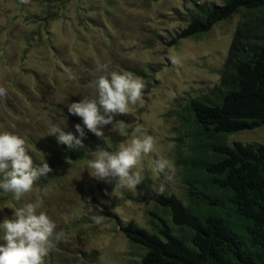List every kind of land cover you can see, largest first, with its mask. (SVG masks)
<instances>
[{"label":"rangeland","instance_id":"obj_1","mask_svg":"<svg viewBox=\"0 0 264 264\" xmlns=\"http://www.w3.org/2000/svg\"><path fill=\"white\" fill-rule=\"evenodd\" d=\"M221 0H0V130L26 141L39 158L51 155L45 143L51 124L67 130L75 125L64 119L69 103L94 98L90 82L113 71L129 73L146 84L141 99L122 115V142L145 132L154 137V148L136 166L142 181L134 189L115 186V181L90 176L87 160L49 183L34 184L20 201L0 193V222L11 218L12 204L41 201V209L56 223L44 264H132L134 251L115 227L114 218L148 229L156 213L149 202H134L142 184L169 191L185 201L181 180L184 165L178 152L177 102L217 86L221 69L237 33H253L257 20L246 11L215 24L199 37L166 41L185 26L184 13L193 4L219 5ZM248 18L253 22L247 24ZM256 22V23H255ZM134 66L142 76L131 72ZM66 131V130H65ZM120 133L108 125L104 133ZM229 143L264 145V126L231 135ZM177 147H180L178 149ZM42 156V155H41ZM165 159L169 168L155 167ZM183 159V158H182ZM102 217L97 222L93 217Z\"/></svg>","mask_w":264,"mask_h":264},{"label":"trees","instance_id":"obj_2","mask_svg":"<svg viewBox=\"0 0 264 264\" xmlns=\"http://www.w3.org/2000/svg\"><path fill=\"white\" fill-rule=\"evenodd\" d=\"M238 11L256 19L257 14L264 15V0L193 4L183 14L185 26L170 36L166 46L199 37ZM256 26L259 30L253 33L240 31V38L237 33L217 86L176 104L174 116L180 127L176 139L187 152L185 157L177 153V161L185 167L181 174L185 201L150 187L146 180L133 201L154 205L157 212L148 213L152 217L148 229L114 218L134 251L132 264H264V145L227 140L264 126V21L257 20ZM128 68L142 76L134 66ZM64 111L68 123H82L67 108ZM114 119L129 122L122 114ZM123 138L120 133L100 138L88 132L83 147L69 149L55 137H46L51 155L39 158L28 151L34 164L45 160L51 168L35 184L51 182L85 161L91 151L98 147L110 151Z\"/></svg>","mask_w":264,"mask_h":264},{"label":"clouds","instance_id":"obj_3","mask_svg":"<svg viewBox=\"0 0 264 264\" xmlns=\"http://www.w3.org/2000/svg\"><path fill=\"white\" fill-rule=\"evenodd\" d=\"M93 83L96 89L94 98H82L67 106L68 112L82 121L74 126L75 134L66 132L65 127L58 124L50 125L48 136L55 137L58 144L66 145L69 149L83 147L88 132L101 138L108 125L112 128L119 125L121 135L126 134L123 123L114 117L127 113L137 104L146 87L145 82L129 73L113 71L100 76ZM136 131L138 135L115 151L100 147L91 151L86 166L90 176L98 180L115 181V186L128 189L139 185L142 177L135 169L143 156L153 150L154 137L141 132L139 128ZM25 144L21 136L0 130V192L11 194L16 202L33 191L39 178L51 172L45 160L39 165L34 164ZM155 167L164 172L169 168V163L159 159ZM8 208L13 210V215L0 222V264H44L57 228L56 223L45 211L40 210L39 200L24 202L19 206L12 204ZM3 209L0 208V211ZM93 219L99 222L102 217ZM63 235V231L55 233L57 240Z\"/></svg>","mask_w":264,"mask_h":264}]
</instances>
